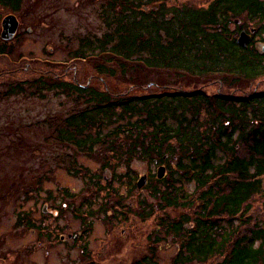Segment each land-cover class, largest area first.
I'll list each match as a JSON object with an SVG mask.
<instances>
[{"label": "trees", "instance_id": "obj_1", "mask_svg": "<svg viewBox=\"0 0 264 264\" xmlns=\"http://www.w3.org/2000/svg\"><path fill=\"white\" fill-rule=\"evenodd\" d=\"M169 1L106 0L107 30L82 38L61 73L9 85L5 93L72 99L77 110L50 120V140L80 152L99 150L101 174L90 180L101 182L102 173L112 171L132 196L138 189L134 163L166 167L161 180L149 175L154 203L143 200L138 207L143 220L158 216L154 246L133 264H157L169 238L178 249L170 264H264V220L251 215L253 200L264 193V90L257 87L264 83V51L257 47L264 44V0ZM22 3L0 0L11 12ZM251 28L250 43L239 46L240 33ZM13 42L0 38V57L10 56ZM79 62L93 63L89 82L70 70ZM154 72L203 85L192 91L134 85L118 93L92 84L120 77L135 82L137 74ZM215 85L220 91L209 93ZM170 210L187 213L170 217ZM20 219L44 229L27 214Z\"/></svg>", "mask_w": 264, "mask_h": 264}, {"label": "rangeland", "instance_id": "obj_2", "mask_svg": "<svg viewBox=\"0 0 264 264\" xmlns=\"http://www.w3.org/2000/svg\"><path fill=\"white\" fill-rule=\"evenodd\" d=\"M209 1L170 0L168 4L206 6ZM105 2L23 0L18 12L0 6V33L6 16L14 14L20 21L10 56L0 57V264H133L150 256L158 216L143 220L138 208L143 200L154 203L146 188L149 182L130 196L112 171L102 173L105 179L101 182L99 178L90 180L101 174L103 155L99 150L85 153L51 142L54 129L50 120L74 113L77 106L72 99L53 92L46 98L5 93L9 85L61 73L65 63H71L70 52L82 38L100 37L107 30L102 16ZM257 47L264 51L263 43ZM93 66L91 62L72 63L70 70L89 82L95 73ZM132 79L135 82L120 77L108 85L97 80L92 84L102 89L109 86L118 93L135 89L134 85L157 84L190 91L203 85L192 78L177 80L165 72L139 73ZM257 85L264 90V83ZM207 90L215 93L220 88L215 85ZM133 170L136 183L144 175L157 174L156 167L140 162L133 164ZM183 213L187 212L170 210L167 215L179 217ZM26 214L44 223V229L23 225L20 217ZM251 215L264 220V193L253 200ZM177 251L170 238L162 241L157 264H170Z\"/></svg>", "mask_w": 264, "mask_h": 264}, {"label": "water", "instance_id": "obj_3", "mask_svg": "<svg viewBox=\"0 0 264 264\" xmlns=\"http://www.w3.org/2000/svg\"><path fill=\"white\" fill-rule=\"evenodd\" d=\"M20 28V21L14 14H10L4 18L2 21V32L1 39L7 42L12 41L18 33ZM251 36L246 32L242 31L237 39V44L241 47H247L250 43ZM167 169L165 166H160L157 170L158 179H163L166 175ZM148 183V176L144 175L140 177L137 182L139 189H142Z\"/></svg>", "mask_w": 264, "mask_h": 264}, {"label": "flooded vegetation", "instance_id": "obj_4", "mask_svg": "<svg viewBox=\"0 0 264 264\" xmlns=\"http://www.w3.org/2000/svg\"><path fill=\"white\" fill-rule=\"evenodd\" d=\"M254 31L255 30L253 28L249 29V33L248 34L251 36V39H252V34L254 33Z\"/></svg>", "mask_w": 264, "mask_h": 264}]
</instances>
